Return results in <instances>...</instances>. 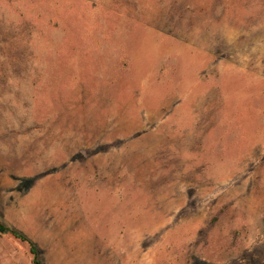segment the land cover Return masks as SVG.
Wrapping results in <instances>:
<instances>
[{
  "label": "rangeland",
  "instance_id": "rangeland-1",
  "mask_svg": "<svg viewBox=\"0 0 264 264\" xmlns=\"http://www.w3.org/2000/svg\"><path fill=\"white\" fill-rule=\"evenodd\" d=\"M0 222L46 264H264V0H0Z\"/></svg>",
  "mask_w": 264,
  "mask_h": 264
},
{
  "label": "trees",
  "instance_id": "trees-1",
  "mask_svg": "<svg viewBox=\"0 0 264 264\" xmlns=\"http://www.w3.org/2000/svg\"><path fill=\"white\" fill-rule=\"evenodd\" d=\"M4 237H13L16 240L26 244L29 247V253L32 257L33 264H46L42 258L40 257V252L37 245L28 239L25 235L18 232L15 229L7 227L5 224L0 222V239Z\"/></svg>",
  "mask_w": 264,
  "mask_h": 264
}]
</instances>
